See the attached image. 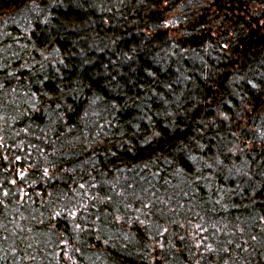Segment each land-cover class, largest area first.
Instances as JSON below:
<instances>
[{
    "label": "trees",
    "instance_id": "obj_1",
    "mask_svg": "<svg viewBox=\"0 0 264 264\" xmlns=\"http://www.w3.org/2000/svg\"><path fill=\"white\" fill-rule=\"evenodd\" d=\"M0 264H264V0H0Z\"/></svg>",
    "mask_w": 264,
    "mask_h": 264
}]
</instances>
